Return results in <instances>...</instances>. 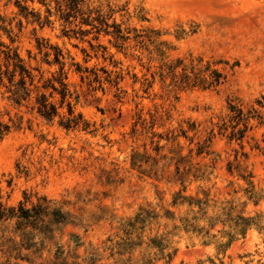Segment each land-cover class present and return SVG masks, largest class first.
<instances>
[{
    "label": "rangeland",
    "instance_id": "rangeland-1",
    "mask_svg": "<svg viewBox=\"0 0 264 264\" xmlns=\"http://www.w3.org/2000/svg\"><path fill=\"white\" fill-rule=\"evenodd\" d=\"M88 7L127 39L0 0V49L38 87L17 106L0 85V264H264V0ZM64 76L85 130L41 88Z\"/></svg>",
    "mask_w": 264,
    "mask_h": 264
},
{
    "label": "trees",
    "instance_id": "trees-1",
    "mask_svg": "<svg viewBox=\"0 0 264 264\" xmlns=\"http://www.w3.org/2000/svg\"><path fill=\"white\" fill-rule=\"evenodd\" d=\"M51 1L54 2L59 19L63 22L71 24L79 20L80 25H90L92 28L97 27L94 25V23H97L100 26H105L103 30L104 33L111 34L114 36L115 40L125 41L127 39L121 32L119 25L115 24L114 20L110 25L107 23L111 16L105 17L101 8H96L92 11V9L88 7V0H40V3L45 5L48 13H50L49 5ZM20 7L22 11L26 10L24 6ZM109 27H112V30H109ZM98 31H100V29H97V33ZM0 54L3 55V63L0 64V85L5 88L8 99L17 106L22 105L23 102L30 101L31 94L38 90V87L34 83V75L15 50L6 46L5 49H0ZM46 54L49 55L48 52H46ZM62 58L63 56L60 51L54 52L53 60L55 63L63 66ZM76 71L79 72V69ZM96 77L97 76L94 78L96 79ZM64 79H66V76L63 78H54L52 80L47 79V84H42L41 88L51 89L49 97H52L55 93L58 94L60 97V107L65 104L67 117L65 123L62 124L65 129L85 130L87 124L81 120L80 114L74 112L70 102V94ZM211 83L212 81L210 84ZM34 107L36 108L37 114L46 121H52L55 117L60 115L56 105L51 102L44 93H39L38 96H35ZM14 216H16L15 210L13 208H5L0 196V219L5 220ZM61 254L62 252L57 253L58 257Z\"/></svg>",
    "mask_w": 264,
    "mask_h": 264
}]
</instances>
